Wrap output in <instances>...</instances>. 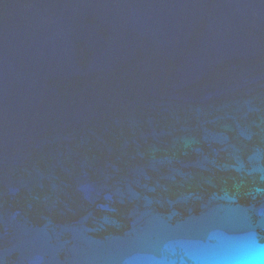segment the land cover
<instances>
[{
  "label": "water",
  "instance_id": "1",
  "mask_svg": "<svg viewBox=\"0 0 264 264\" xmlns=\"http://www.w3.org/2000/svg\"><path fill=\"white\" fill-rule=\"evenodd\" d=\"M0 264H264V0H0Z\"/></svg>",
  "mask_w": 264,
  "mask_h": 264
}]
</instances>
